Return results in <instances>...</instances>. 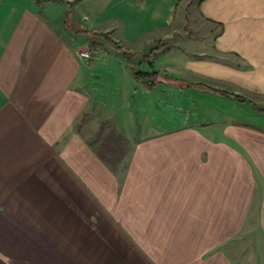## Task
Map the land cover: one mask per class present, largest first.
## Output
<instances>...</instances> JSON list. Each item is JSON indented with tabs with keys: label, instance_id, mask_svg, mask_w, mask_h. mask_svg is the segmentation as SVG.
<instances>
[{
	"label": "crops",
	"instance_id": "obj_1",
	"mask_svg": "<svg viewBox=\"0 0 264 264\" xmlns=\"http://www.w3.org/2000/svg\"><path fill=\"white\" fill-rule=\"evenodd\" d=\"M68 1L0 0V239L13 245L6 257L16 240L37 242L48 256L52 241L30 237L31 215L43 208L77 230L54 237L70 264H264V125L224 122L213 111L179 123L166 93L233 98L163 79L149 89L121 55L126 68L115 70L95 66L116 60L75 53L79 39L110 51L92 47V31L133 51L169 39L182 0ZM196 9L215 32L211 54L179 57L194 78L175 76L168 61L162 69L264 97V0H204ZM95 104L130 142L116 169L90 146Z\"/></svg>",
	"mask_w": 264,
	"mask_h": 264
},
{
	"label": "rangeland",
	"instance_id": "obj_2",
	"mask_svg": "<svg viewBox=\"0 0 264 264\" xmlns=\"http://www.w3.org/2000/svg\"><path fill=\"white\" fill-rule=\"evenodd\" d=\"M199 0H182L179 10H178V17L176 22V28H179V31L173 33L174 35L166 39V43L171 45V48L173 47L174 50L165 55L161 54L155 56V58L151 61L149 64L145 63H138L139 68L143 70H151L152 68H158L162 69V67H165L170 62L171 67V73H173L175 76L178 77H190L194 78L191 74H189L186 70L183 69V63L179 59V57L186 54V52H203V53H210L213 50V37L215 36V32L211 31L210 27L208 25H203L199 19L197 18L196 11H197V4ZM59 9L61 7L57 6ZM70 11H65L63 13V18L70 20V16L68 17ZM66 14V15H65ZM71 21V20H70ZM72 27V26H71ZM76 42V56L80 60L89 61L92 58L97 59H112L116 60V62H120L121 64H115V65H106V66H95L96 68H113L122 70L123 68H126L127 62L122 61V57L115 51H93L89 45V43L79 39V41ZM154 45V44H153ZM152 45V46H153ZM173 45V46H172ZM150 49V46L146 48L144 51H147ZM83 51H87L90 53L89 57H83L81 53ZM174 53H176L174 55ZM164 55V56H163ZM197 54L196 56H198ZM188 56V54L186 55ZM199 57V56H198ZM207 57V56H202ZM193 58V56H191ZM167 63V64H166ZM126 64V65H125ZM164 70V69H162ZM125 71V70H124ZM167 71V70H166ZM110 76V79H113L112 73L109 71L107 72ZM122 74V72H120ZM170 73V74H171ZM97 75H100L99 73H96ZM97 82V81H96ZM111 82V81H110ZM225 87V86H223ZM109 88V87H108ZM108 95L105 97L108 99V101H112L111 99L116 94V90L111 86L109 88ZM241 94H245L244 92H239ZM247 95V94H246ZM166 96L168 97L165 103L168 105L169 112H173L175 116V120L179 123L183 122L185 123L186 120L190 118V115L193 112H196V116L201 115L203 119L209 120L211 119L214 113H208V111L216 112L217 118L221 117L224 119V122L227 121L228 123H246L245 125L247 127H251V129L258 128L256 127L257 124H263L264 125V113H260L256 111L254 106L249 103H241V102H233L232 99H219L217 97H212L216 95H209L208 93H201V94H195L193 90H189L187 94L178 93L177 94H171L166 93ZM251 97H254V99H257L258 102L261 105H264V97L262 96H255L251 95ZM159 99L158 97L156 98ZM157 102V101H156ZM109 103V102H108ZM94 111L91 114L92 117L95 119V129L93 130L91 127L90 131H94L92 135L97 134V131L99 129L98 126L106 120L108 115V111L105 110L102 112L100 108H98V105L95 104ZM173 110V111H171ZM91 119V118H90ZM99 120V124L96 125L98 122L96 120ZM261 120V121H260ZM90 133V132H89ZM91 135V136H92ZM131 150V146L129 147V153ZM56 209H38L33 215H31V225L30 226V237L32 236L37 237V240L44 241V245L47 243V241H52L53 246L49 250V254H47V257H42L40 255V250L38 248L37 242H27V241H21L16 240L14 242V256L6 257L7 255V246L10 245L11 249H13V245L10 243V241H7L5 238L0 239V244H4L3 248L0 246V264H70L71 257L69 254H61L62 252H65L64 246H57L60 242L54 239L55 235L58 233L64 234V237L69 239L71 233L77 234L76 228H74L73 225L65 226L61 225L63 224L60 222V220L57 219L58 216H54L52 213L55 212ZM18 212V210H17ZM100 213L103 214L102 210H100ZM19 216L22 215V210L18 212ZM33 227V229H32ZM119 227V226H116ZM61 228V229H60ZM80 226H78V229ZM72 231V232H71ZM81 232V231H80ZM5 235V234H4ZM59 235V234H58ZM46 236L48 240H43V237ZM26 242V243H25ZM61 250V251H60ZM75 263L81 264L82 261L80 258H74ZM94 260H96L94 258Z\"/></svg>",
	"mask_w": 264,
	"mask_h": 264
},
{
	"label": "trees",
	"instance_id": "obj_3",
	"mask_svg": "<svg viewBox=\"0 0 264 264\" xmlns=\"http://www.w3.org/2000/svg\"><path fill=\"white\" fill-rule=\"evenodd\" d=\"M77 1L79 0L68 1V3L74 4ZM203 1L204 0H199L198 4L200 5ZM68 27L73 30L70 25H68ZM84 33L88 32L85 31ZM89 33L90 36H93V39L90 41L92 47L95 49L115 50L128 62L135 80L138 83L146 85L149 89H155L163 79V81H168L181 88L187 86L200 87L225 97L233 98L241 103L249 102L254 106L256 111L264 113V105H261L255 99L243 94L214 88L200 83L189 82L173 76L166 70H160L158 68H152L148 71L140 69L138 63L149 64L157 54H164L171 48V45L166 43L164 39H158L147 51H133L120 44L106 32L92 31ZM90 146L96 154L116 169L121 166L127 158L130 142L122 133L118 132L112 121L107 120L101 123L95 138L90 142Z\"/></svg>",
	"mask_w": 264,
	"mask_h": 264
},
{
	"label": "built area",
	"instance_id": "obj_4",
	"mask_svg": "<svg viewBox=\"0 0 264 264\" xmlns=\"http://www.w3.org/2000/svg\"><path fill=\"white\" fill-rule=\"evenodd\" d=\"M81 55H82L83 57H89V56H90V53L87 52V51H83V52L81 53Z\"/></svg>",
	"mask_w": 264,
	"mask_h": 264
}]
</instances>
